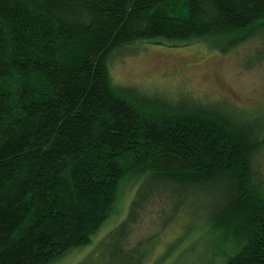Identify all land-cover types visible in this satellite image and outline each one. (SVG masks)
I'll list each match as a JSON object with an SVG mask.
<instances>
[{"label":"trees","instance_id":"16d2710c","mask_svg":"<svg viewBox=\"0 0 264 264\" xmlns=\"http://www.w3.org/2000/svg\"><path fill=\"white\" fill-rule=\"evenodd\" d=\"M199 39L224 53L264 43V0H0V264H52L88 244L127 181L125 217L76 264H145L181 212L184 234L210 230L217 264H264L255 123L108 71L136 43ZM151 207L159 229L129 244Z\"/></svg>","mask_w":264,"mask_h":264},{"label":"rangeland","instance_id":"374dc122","mask_svg":"<svg viewBox=\"0 0 264 264\" xmlns=\"http://www.w3.org/2000/svg\"><path fill=\"white\" fill-rule=\"evenodd\" d=\"M264 48L258 40L239 45L228 52L212 47L208 40L170 44L136 43L108 63L115 84H135L148 92L170 95L173 101H223L232 105L235 115L255 123L258 137L264 138V58L256 60V52ZM221 108H226L220 104ZM254 182L264 196V141L255 152ZM136 183L127 181L121 188L112 213L91 237L88 244L71 250L52 264H76L87 258H98L102 240L126 215ZM155 208H149L133 226L129 244L159 229ZM187 212H181L154 239L145 264H217L220 262L210 242L211 232L197 224L184 234ZM201 223V222H200ZM200 227V228H199ZM181 241L166 256L170 243Z\"/></svg>","mask_w":264,"mask_h":264}]
</instances>
